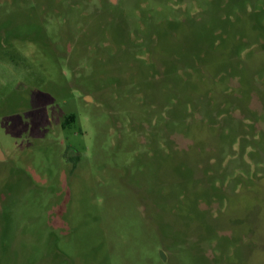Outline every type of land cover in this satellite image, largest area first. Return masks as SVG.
<instances>
[{
	"label": "rangeland",
	"instance_id": "obj_1",
	"mask_svg": "<svg viewBox=\"0 0 264 264\" xmlns=\"http://www.w3.org/2000/svg\"><path fill=\"white\" fill-rule=\"evenodd\" d=\"M0 264H264V0H0Z\"/></svg>",
	"mask_w": 264,
	"mask_h": 264
},
{
	"label": "trees",
	"instance_id": "obj_2",
	"mask_svg": "<svg viewBox=\"0 0 264 264\" xmlns=\"http://www.w3.org/2000/svg\"><path fill=\"white\" fill-rule=\"evenodd\" d=\"M73 121V117H68L65 119L63 126H68L70 124V122Z\"/></svg>",
	"mask_w": 264,
	"mask_h": 264
},
{
	"label": "water",
	"instance_id": "obj_3",
	"mask_svg": "<svg viewBox=\"0 0 264 264\" xmlns=\"http://www.w3.org/2000/svg\"><path fill=\"white\" fill-rule=\"evenodd\" d=\"M164 257V256H163Z\"/></svg>",
	"mask_w": 264,
	"mask_h": 264
}]
</instances>
